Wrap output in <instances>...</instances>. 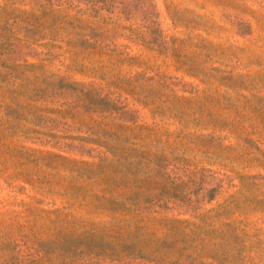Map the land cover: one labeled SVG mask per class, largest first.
Here are the masks:
<instances>
[{
  "label": "rangeland",
  "instance_id": "rangeland-1",
  "mask_svg": "<svg viewBox=\"0 0 264 264\" xmlns=\"http://www.w3.org/2000/svg\"><path fill=\"white\" fill-rule=\"evenodd\" d=\"M0 264H264V0H0Z\"/></svg>",
  "mask_w": 264,
  "mask_h": 264
}]
</instances>
